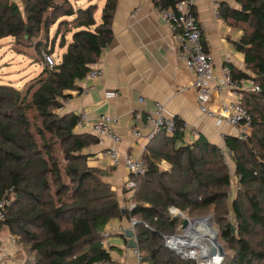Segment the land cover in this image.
Returning <instances> with one entry per match:
<instances>
[{
    "label": "trees",
    "instance_id": "1",
    "mask_svg": "<svg viewBox=\"0 0 264 264\" xmlns=\"http://www.w3.org/2000/svg\"><path fill=\"white\" fill-rule=\"evenodd\" d=\"M117 4L106 0L98 22L94 5L75 9L70 0H21V6L0 0V41L13 38L15 50L22 46L26 54L53 56L47 50L50 28L61 18H74L60 23L72 28L67 30L72 38L68 43L61 35L65 52L54 69H45L24 92L0 85V202L8 191L12 195L0 210L5 214L0 233L6 226L12 237L30 245L36 257L26 264H105L111 256L102 233L112 220L126 218L130 225L136 221L142 264H195L166 246L165 237L182 231V222L170 215L176 208L192 219L212 215L225 251L221 264H264V239L251 241L256 229L264 237V0H237V7L218 9L224 22L242 31L237 49L249 74L231 69L233 78L252 79L261 88L242 100L253 119V135L224 137L235 165L234 201L229 202L233 180L220 147L203 136L188 143L180 132L162 133L147 146L144 173L130 176L135 207L124 214L106 173L92 168L85 154L98 137L75 132L74 112H57L65 100L79 97L80 82L111 44ZM162 161L171 168L161 170ZM125 190L130 193L127 185ZM1 246L0 239V254Z\"/></svg>",
    "mask_w": 264,
    "mask_h": 264
},
{
    "label": "crops",
    "instance_id": "2",
    "mask_svg": "<svg viewBox=\"0 0 264 264\" xmlns=\"http://www.w3.org/2000/svg\"><path fill=\"white\" fill-rule=\"evenodd\" d=\"M13 1L21 3V0ZM222 4L234 8L237 7V0H195L193 8L204 29V42L214 56L216 78L221 76L222 67L226 65L236 73H248L245 57L237 49L242 31L220 18L218 9ZM180 48V39L171 33L154 11L153 0H118L113 21V40L100 62L93 66V70L101 71L103 75L98 80L80 82L81 88L90 86L93 89L86 97H75L67 112L76 113L85 109L91 122L104 115L117 119L116 132L122 138L119 152L142 159L150 142L143 146L132 136V130L139 127L134 118L139 112L145 115L154 113L158 105L165 106L168 117L188 124L220 148L225 145L226 136L243 138L242 132L247 130L245 128L226 123L216 126L221 120V96L214 95L206 104L207 111L213 112V117L200 109L197 92L193 88L195 78L187 71ZM110 93H119L120 98H108ZM245 95L247 93H244L243 98ZM79 133L95 137L89 129ZM185 141L191 143L187 138ZM112 146L110 141H100L85 150V154L90 156L92 168L106 173L104 180L117 190L121 207L125 210L131 207V203L127 206L128 200L123 195L124 184L126 187L130 175L124 165L117 168L112 166L111 159L106 156V151ZM158 165L164 171L171 168L166 161ZM130 226L126 218L114 219L104 231L114 227L128 230ZM13 239L15 237L10 236L8 242L3 243L2 249L4 245L8 248L1 251L0 257L4 264H26L22 247L17 249ZM127 241L125 235L110 236V245L104 249L109 251L111 262L105 264H139L132 250L128 249Z\"/></svg>",
    "mask_w": 264,
    "mask_h": 264
},
{
    "label": "built area",
    "instance_id": "3",
    "mask_svg": "<svg viewBox=\"0 0 264 264\" xmlns=\"http://www.w3.org/2000/svg\"><path fill=\"white\" fill-rule=\"evenodd\" d=\"M173 5L166 6L163 0H153V9L159 16L160 21L166 25L171 33L178 37L181 41L180 55L185 62L186 69L189 73L194 75L195 81L193 88L197 92V101L200 109L207 112L209 116L213 117L214 114L211 111H207L206 104L210 102L214 95L222 97L221 103V120H219L216 126H220L223 123L229 124L233 127L249 129L252 127L253 119L248 110L242 104V98L244 93H259L261 88L255 84L252 79L237 81L233 78L231 68L229 66H223L221 70V76L216 78V66L213 54L208 49L204 42V29L199 19L196 17L193 8L195 0H169ZM217 14V12H216ZM218 15V14H217ZM43 61L45 66L52 70L56 67L57 63L54 56L43 53ZM102 72L98 70H92L85 80H98L102 77ZM93 87L82 86L80 97H86ZM228 95V96H226ZM108 98L118 99L119 93H110ZM142 101V100H140ZM72 100L68 99L63 102L62 108L59 109L60 113H67V109ZM77 122L75 125V132H80L89 129L99 139V142L110 141L112 147L106 151V156L111 159L112 166L117 168L122 165L126 168L129 175L143 174L145 171L143 159L136 157L132 154H122L118 150V146L122 143L121 136L116 132V125L118 120L104 115L99 117L96 121L91 122L88 113L85 109H80L76 113ZM135 121L139 127L132 130V136L142 142L143 146L151 142L157 135L165 133L168 136H173L176 132H180L184 135L185 139H189L191 142H196L200 139V133L190 128L186 123H182L177 126L176 120L172 117H168L166 114V108L163 105H158L157 110L151 114H143L139 112L135 115ZM244 136V132H242ZM144 148V147H143ZM229 152V151H228ZM127 188L130 189L129 195H133V189L135 183L129 180L127 181ZM5 198L0 202V210H3L10 204V200ZM135 206L131 205V209ZM170 215L173 218H180L183 221L188 219L190 222L187 228L182 227V231L178 235L165 237L166 246L173 250L182 260L191 261L195 264H221L223 258L219 254L212 256L211 251L215 246V234H212L209 230L210 240L207 243L202 242L196 237L197 226H207L211 221L207 223L198 222V219L192 220L190 217H186L184 213L176 208L170 209ZM0 219H5V214L0 212ZM182 221V224H183ZM136 221L131 222L130 227H134ZM127 230L122 227L110 228L102 233V245L104 248L109 247V238L111 235L120 234L125 235ZM194 234L193 241L184 244L185 239H190ZM18 238L13 239L14 245L17 249L21 248L17 246ZM210 242V243H209ZM5 247V245H4ZM2 251V247H1ZM133 254L137 257L139 264H142V256L139 250L132 249ZM0 264H4V261L0 257Z\"/></svg>",
    "mask_w": 264,
    "mask_h": 264
},
{
    "label": "rangeland",
    "instance_id": "4",
    "mask_svg": "<svg viewBox=\"0 0 264 264\" xmlns=\"http://www.w3.org/2000/svg\"><path fill=\"white\" fill-rule=\"evenodd\" d=\"M73 7L75 9H84L87 8L89 5H94L98 11L95 14L96 19L98 22H100V15H101V10L103 9L106 0H70ZM21 6V3L19 2L18 4ZM74 18H61L58 20L52 27L50 28V33L48 37V48L47 50L52 52V55L54 56V59L56 63H60L62 56L65 52V49H61L60 43H61V35L65 36L66 34V39L67 42H71L72 34L68 33V29H72L71 27H61L60 23L63 20L66 21H72ZM66 31V32H65ZM69 31V30H68ZM60 33V36L58 37L57 34ZM68 33V34H67ZM45 40V38H42ZM0 45L2 46L1 50V57L2 59L0 60V85H10L13 86L15 89H18L22 92L26 90V88L32 83V80L39 77L42 72L47 69V67L44 64V61L42 59V55L39 54L37 51L36 52H28L29 54H26L21 51L22 46L17 47L15 50V40L8 38L0 41ZM46 49H43L45 51ZM48 54L47 52H44ZM58 112V111H57ZM60 115H63L64 113L58 112ZM244 134L247 135L248 137H251L253 135V131L251 128L247 129L244 131ZM222 155H223V161L228 167V172L231 175V178L233 180L232 182V187L229 190V202H233L234 198L236 197V179H235V165L232 162L231 156L224 145L222 148ZM90 165V164H89ZM67 184L69 183V180L66 179ZM123 195L125 196V199L128 200V205H130V197L126 195V190H125V184H124V191ZM8 195L11 197L12 195L10 194V191H8ZM128 198V199H127ZM242 208L247 211L249 210L248 204L244 203L242 205ZM184 213V212H183ZM190 213L185 212L184 215L186 217H190ZM201 215V214H197ZM205 219V218H211V224L209 223L207 226H197L196 230L198 231L197 234L195 233L196 237H198L200 240L201 238L203 239L202 242L207 243V240H210L211 238L209 237L210 234L208 231H211V234H215L217 242L223 247L221 241L219 240V228L214 221V218L212 215H201V217L196 218V219ZM181 222L183 221L182 219L178 218ZM192 222H194L192 219ZM232 221L234 219L232 218ZM235 222V221H234ZM214 225V226H213ZM10 233L8 231V228L5 226L3 227L2 232L0 233V239L2 241V246L3 243L6 244L10 238ZM264 237L261 235V232L259 230H254L253 235L251 236V241L252 242H260L263 241ZM17 246L22 247V253L24 254V257H26L27 261H33L36 257V254L31 251L30 245L27 243L23 242L22 240H16ZM210 243V242H209ZM16 245V244H15ZM1 246V247H2ZM5 248H8L5 246L2 251L5 250ZM226 252L229 254H233L232 249L228 250L226 246Z\"/></svg>",
    "mask_w": 264,
    "mask_h": 264
},
{
    "label": "water",
    "instance_id": "5",
    "mask_svg": "<svg viewBox=\"0 0 264 264\" xmlns=\"http://www.w3.org/2000/svg\"><path fill=\"white\" fill-rule=\"evenodd\" d=\"M122 213L124 214V210L122 211ZM211 220V218H205V219H198V222H201V223H207V221ZM189 221L188 219H185L183 221V228H187L188 225H189ZM135 226V225H134ZM125 238L128 240L127 242V247L128 249L132 250V249H136L138 247V244H137V241H136V236H135V232H134V229H128L126 234H125ZM215 244H216V247L214 246L212 248V251H211V255L212 256H215L217 254H219V256H221L222 258H224L225 256V251H224V248L219 244V242H217V240H215Z\"/></svg>",
    "mask_w": 264,
    "mask_h": 264
},
{
    "label": "bare ground",
    "instance_id": "6",
    "mask_svg": "<svg viewBox=\"0 0 264 264\" xmlns=\"http://www.w3.org/2000/svg\"><path fill=\"white\" fill-rule=\"evenodd\" d=\"M214 226V225H213ZM192 237L190 238V239H185L183 242H184V244H186V243H188V242H190V241H193V237H194V234L192 235V234H190ZM211 237H213V235L211 234Z\"/></svg>",
    "mask_w": 264,
    "mask_h": 264
}]
</instances>
